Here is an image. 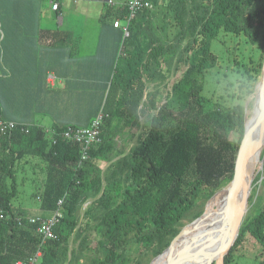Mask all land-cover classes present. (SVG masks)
<instances>
[{"label": "trees", "instance_id": "obj_1", "mask_svg": "<svg viewBox=\"0 0 264 264\" xmlns=\"http://www.w3.org/2000/svg\"><path fill=\"white\" fill-rule=\"evenodd\" d=\"M109 1L102 20L120 22L115 55L122 50L110 62L109 76H100L102 111L94 110L84 127L102 114V142L91 146L87 158L82 157L84 142L63 137L52 142L68 123L56 125L50 137L38 124L5 117L0 104V118L19 125L0 138V264L29 259L39 247L41 264H80L92 249L90 264H144L145 255L157 259L170 252L183 234L184 219L202 216L196 209L201 199L233 179L246 109L242 102L231 105L228 98L205 94L203 76L219 62L212 42L221 32L242 33L251 44L264 47V0H145L152 6L137 9L131 19L129 0ZM64 33V42L72 40V33ZM259 56L257 65L237 60L247 75L240 87L248 90L240 96L250 94L249 109L262 76L264 50ZM23 123L29 132L21 131ZM133 124L142 129L134 133L135 143L115 153L116 133ZM234 130L240 132L238 143L230 139ZM31 157L39 158L34 165L40 164L44 176L42 190L33 193L40 200L39 214L32 216L26 208L14 207L19 185L27 181L19 172L33 162ZM253 197L248 194V204ZM56 209L62 213L56 237L41 244L39 223L30 217L46 220ZM247 215L225 264H233L235 251L250 236L264 242V209ZM93 230L99 236L94 248ZM135 245L142 249L133 257ZM215 262L213 256L209 264Z\"/></svg>", "mask_w": 264, "mask_h": 264}, {"label": "rangeland", "instance_id": "obj_2", "mask_svg": "<svg viewBox=\"0 0 264 264\" xmlns=\"http://www.w3.org/2000/svg\"><path fill=\"white\" fill-rule=\"evenodd\" d=\"M84 2L86 1L81 2L80 6H82ZM45 4L47 5V2H45ZM64 6L65 4H63L60 8H63ZM67 7L68 6H65L63 8L65 9V20L61 25L59 24L61 28L71 29L75 32V34L78 33L81 35L82 33L83 36H81L85 41H94L96 39L94 34H96V32L98 33L101 28V22L95 20L99 10L91 7L88 10L91 14V18H88L85 23H81L76 20V16H79V10L76 8L77 4L71 3L70 6L68 8ZM71 15H73L75 20L71 18ZM67 20L69 21V24H67ZM10 23L20 24L21 22L11 21ZM30 28L31 27H27V30ZM27 30L22 25L20 27L11 28L9 22H6V19L3 20V29L0 28L1 105L4 108H13L16 111L17 115L24 113V102L31 100V97L28 96L27 92V90L29 89L28 81H30L31 79H27L26 77L31 76L34 71H43V68L46 67H49L50 69L59 67L62 72H67L68 78H64L60 82L56 80V85L54 87H51L50 85L48 86V88L56 90L51 91L50 89H48V93L53 96V100L52 98H50L49 102H52L46 103L42 107V110L44 111L43 118L48 122V120H53V118L60 116L63 117L65 116V114L67 117L70 115V119L76 120H84L86 117L91 116L93 111L99 109L102 104L101 99L104 87L100 85V75H98L97 84L93 83L92 81L90 83L76 82V76H73L72 68H70L71 65L68 64L72 63L73 59L76 60V55L82 61L84 57H88V55H94V53H96L99 48H90V46H84L80 49L74 48L75 53L73 57L66 56L65 53L62 54L61 58L58 57V59H56L53 57V55L49 54L50 52H53L51 51L52 48L47 51L49 53L46 52V48H31L33 45H35L34 38L39 35V32L31 35L27 32ZM80 38L81 37H79V39ZM76 40H78L77 37ZM261 45V42L251 44L248 41L247 37L242 33L236 34L221 32L219 38L213 40L212 42V50L220 57L219 62L217 66L213 68V70L205 73V75L203 76L205 83V94H214L216 98H228L230 100L228 101L231 105L237 104L239 102H242L244 104L246 109L245 123L250 119L253 108L249 109V104L251 103V97L249 96L250 94L247 95L245 93L246 95L243 98L240 96V94L242 95L243 91L248 90V88L243 90V88L240 87L242 81H247V75H243V67L237 64V60H239L241 63L246 62L249 65H257L258 61L261 59L259 54L261 53V50H264V47L262 48ZM95 46L96 44H94V47ZM121 50L122 49L120 48L115 56H117L121 52ZM250 82L253 83V79L250 80ZM260 82L261 79H258L255 85V90H257ZM35 84H37V82H35ZM93 88H95L94 93ZM24 91L25 94L22 96L21 94ZM254 103L255 101L252 103L253 106ZM31 104H34L33 100H31ZM101 111L102 107L99 109V113H101ZM32 113L34 115H38L41 112H39L36 109V106L33 105ZM11 114L14 115V113ZM141 130V125L139 126L134 124L132 125L131 129H119L114 140L115 147L117 149V152L115 153L124 150L128 151L129 148L135 143L134 133ZM239 138V130H234L231 132L230 139L233 143H238ZM31 159L33 160V162L25 165L24 171L19 172V178H25V180L27 181L24 184L20 183V193L18 197L14 199V207L16 209L26 208L25 211L30 216L39 214L40 200L36 198V196H33V193L38 192V190H42L39 180L40 178L44 177L42 176V172L39 169L40 164L38 166L34 165L39 161V158L31 157ZM263 162H260L257 165L258 167L256 166L258 170L256 171L255 176L253 175V173L250 176L251 180L249 182L248 194H250V196L254 194V197L251 202L249 201V204L247 203L246 198L245 209L238 221L239 226L247 214V217H253L260 213L262 209H264V180L262 181V179H264ZM100 164L102 168H106L108 165V163L105 161H100ZM257 177H259V179H257ZM230 183L231 182H225L221 189H225L229 186ZM220 190H218L212 197H214ZM212 197H210L209 199L203 197L196 209H200L204 213L206 206ZM196 218L193 219V217L189 215V217L187 216V218L184 219V223L181 227L183 233L191 224L199 219ZM217 220L218 216L212 218L210 226L212 227ZM221 220L222 218L220 219V221ZM219 224L221 225V222ZM219 224L217 225V227L214 226L212 236H216L218 234V228H220ZM198 231L199 230H196L194 232L191 231L189 234H192L193 232V234L195 235L198 233ZM250 237L251 238L247 239L243 243V245H241L239 249L235 251V261L233 262V264H264V242L259 238L256 239V237ZM98 238L99 236L97 231L93 230L91 247L94 248ZM180 239L176 241L175 245L180 242ZM75 245L77 246V243L74 244V246ZM141 249L142 248L140 247V245H135L134 248L132 247V249H130V254L133 257L137 256ZM216 249L217 244H215V240H212L209 243L208 247L204 250L205 252L203 251L204 258L201 264H209L213 256L216 260ZM199 252L200 247H190L181 255L166 264H198ZM94 255V249L87 251L80 260V264H90V260ZM156 257L157 256H153L152 254L145 255L143 258V262L144 264H151V262Z\"/></svg>", "mask_w": 264, "mask_h": 264}, {"label": "crops", "instance_id": "obj_3", "mask_svg": "<svg viewBox=\"0 0 264 264\" xmlns=\"http://www.w3.org/2000/svg\"><path fill=\"white\" fill-rule=\"evenodd\" d=\"M83 1L86 2L80 6ZM112 1L116 2L117 0ZM45 2H47V5ZM106 2L107 0H63L61 3V6L65 4V6L68 7L71 3L77 4L76 8L79 10V16H76V20L81 23H85L88 18H91V14L88 11L91 7L99 10L95 20L101 22V28L98 33L96 32V34H94L96 37L94 41L83 40L81 32L82 36L78 33L75 34L71 29L61 28L60 25L65 20V9H63L65 6L61 8L60 11L56 12L52 8L51 0H0V28L3 29L4 19H6V22H9L11 28L20 27L22 25L27 30V27H31L27 30L29 34L34 35L36 32H39V35L34 38L35 45L31 48H46V52L52 48L51 51L53 52L47 53L53 55L56 59H58V57L61 58L62 54L65 53L66 56L73 57L75 53L74 48L80 49L84 46L99 48L94 55H88V57H84L82 61L76 55V60L73 59V62L68 64L71 65L70 68H72L73 76H76V82L90 83L92 81L97 84L98 75L109 76L108 70L111 67L109 66L110 62L114 60L115 53L120 45V32L117 30L118 27L114 26V22L112 23V20L110 19H107L106 21L102 20ZM71 18L74 19L73 15H71ZM11 21L21 23L12 24L10 23ZM67 24H69L68 20ZM64 32L72 33V40L64 42L67 39H64ZM76 37L78 40H76ZM79 37L82 39H79ZM94 44H96L95 47ZM26 78L31 79L28 81L29 89L27 92L28 96L31 97V100L34 101V104H31V100L25 101L23 106L24 113L19 115H17L13 108L3 107L5 117L20 122H33L45 128V131L53 129L56 125L66 123L69 125L76 123V125L80 127L87 126L90 123L91 116L86 117L84 120H76L70 119V115L67 117L65 114L63 117H56L53 118V120H48V122L43 118L44 111L42 110V107L46 103L52 102H49L50 98L53 100V96L48 93V86L50 85L51 87H54L56 85V80L60 82L62 79L68 78L67 72H62L59 67L54 69L46 67L43 68V71H34L31 76H27ZM35 82H37V84H35ZM94 91L95 89L93 92ZM24 94L25 91L21 95L23 96ZM33 105H35L36 109L41 112L40 114L34 115L32 113ZM11 113H14V115Z\"/></svg>", "mask_w": 264, "mask_h": 264}, {"label": "bare ground", "instance_id": "obj_4", "mask_svg": "<svg viewBox=\"0 0 264 264\" xmlns=\"http://www.w3.org/2000/svg\"><path fill=\"white\" fill-rule=\"evenodd\" d=\"M0 120H4V119L0 118ZM249 122H250V119L247 121V123L249 124ZM23 125L25 126V129L22 128ZM89 127L75 128L72 125H69L68 128L66 130H64L61 135L55 133L54 129L47 130L46 132H47V134L49 133L50 137H51V133L52 134L55 133L57 135L55 138L51 137V140H52V142L54 144L56 143V140L59 137H63V138H65L66 140H68L70 142L76 143L77 142L76 141V131L77 130H84V129H87ZM20 129H21V131H24V132H29L30 131L29 127L26 124H24V123L21 124ZM12 131L13 130H10V131H8L6 133L0 134V138L2 136H6L8 134H11ZM68 131H71L70 134L72 136L67 137V136L64 135L65 132H68ZM100 136H101V133H100ZM81 142L85 143L84 140L81 141ZM101 142H102V137H101ZM85 145H86V143L84 144L83 154H84V151H85ZM90 148H91V146L86 150V154L87 155L85 157H83V155H82L83 158H87L88 157V150ZM263 150H264V133H263V139L261 140V143L258 146V148L256 149V151L252 155H248L247 156V157H249L248 158L249 164L247 166L248 173H247V176L245 177V179L243 180L242 185L239 188L240 197H241L240 209H242V210L244 208L242 206L246 202L247 194H248V191H249V182L251 180L250 176L254 172V169L256 168V166L260 163V160L264 159V156L263 157L261 156ZM230 186H231V183L229 184L228 187H226L225 189H221L214 197H212L211 200H209L203 215L197 221H195L193 224H191L184 231V233L181 236L180 242L178 244H176L174 246V248L170 252L165 253L163 256L155 259L151 264H166V263L172 261L173 259H175L176 257H178L179 255H181L188 248L196 247V246L200 247V252H199V255H198L199 256L198 264H201V262H203L202 260L204 258V252H205L204 250L208 247L209 243L212 240H215V244H217V249H216V253H215L216 254V259H217V257L224 252V249H223L224 248V243L227 242L231 229L235 228L234 225L236 224L237 219L238 220L240 219L241 214H242L241 210L238 209L237 207H236L237 208V213H233V197L231 195L228 196V194H227V191L229 190ZM58 204L61 205L62 204V200L59 201ZM216 216H218V220L211 227L210 223L212 221V218H214ZM0 217L2 218L3 215H0ZM54 217L57 218V221H55V223L53 225V232L55 234L54 227L59 222L60 218L62 217V213L60 212L59 209H56L55 212L52 214V216L48 217L46 220H50V219H52ZM221 218H222V220L220 221ZM30 219L34 223H39V226L37 227L36 230H37V233L40 236L41 244H44L49 239H53V238L56 237V234H55V237L47 238V239L44 240L43 234L39 231V228H40L42 222L46 221V220H44V219L42 220V219H40L39 217H36V216L35 217H30ZM33 219L35 221H33ZM220 222H221V225L219 224ZM218 224L220 226V228H218V234L217 235L215 234L216 236H212V232H213L214 226L217 227ZM196 230H199V231H198L197 234L194 235L193 232L196 231ZM191 231H193L192 234H189ZM39 250L41 251V256L39 258V260L41 262L42 257H43L42 248L39 247L38 250L35 252V254ZM26 260H28V259H26ZM19 261H22V260H19Z\"/></svg>", "mask_w": 264, "mask_h": 264}, {"label": "water", "instance_id": "obj_5", "mask_svg": "<svg viewBox=\"0 0 264 264\" xmlns=\"http://www.w3.org/2000/svg\"><path fill=\"white\" fill-rule=\"evenodd\" d=\"M264 133V62L262 66V78L261 82L258 85L255 103L253 106V111L250 117L249 124L245 123V132L242 140V146L239 150L236 164H235V171L234 176L231 181V186L227 191L228 196L233 197V213H237V208L240 209V192L239 188L242 185L243 180L247 176L248 169L247 166L249 164V160L247 157L248 155H252L263 139ZM251 157V156H250ZM263 162V159L260 160ZM239 192V193H238ZM237 207V208H236ZM244 207L241 212L245 209V204L242 206ZM239 220L237 219L236 224L234 225L235 228H232L227 242L224 243V252L219 255L216 259L215 264H225V255L228 254L231 247L235 243V240L239 234Z\"/></svg>", "mask_w": 264, "mask_h": 264}, {"label": "built area", "instance_id": "obj_6", "mask_svg": "<svg viewBox=\"0 0 264 264\" xmlns=\"http://www.w3.org/2000/svg\"><path fill=\"white\" fill-rule=\"evenodd\" d=\"M51 2H52V8L54 10L60 9L62 0H51ZM109 2H110V4L111 3L113 4L112 0H110ZM126 3L129 5L130 12H131L129 19H131L134 16V13L137 9L142 8V7H146V6H150V7L152 6L150 2L145 1V0H129ZM115 25L119 26L120 22L116 21ZM124 28L126 30V35H128L127 27H124ZM101 121H102V115L100 114L98 117H96L93 120V122L89 128L76 131V141L81 142L84 140L86 143L83 157H85L87 155L86 150L90 146L97 145L101 142V136H100ZM17 126H19V125L13 121L0 120V134L6 133L10 130H13ZM22 128L25 129V126L23 125ZM70 132L71 131L65 132L64 135L67 137H70V136H72L70 134ZM33 221H35V220L33 219ZM55 221H57L56 217L42 222V224L39 228V231L43 234L44 240L47 238L55 237V234L53 232V225H54ZM40 256H41V251L39 250L33 257L29 258L28 260L19 261L17 264H41L40 260H39Z\"/></svg>", "mask_w": 264, "mask_h": 264}, {"label": "clouds", "instance_id": "obj_7", "mask_svg": "<svg viewBox=\"0 0 264 264\" xmlns=\"http://www.w3.org/2000/svg\"><path fill=\"white\" fill-rule=\"evenodd\" d=\"M116 26V25H115Z\"/></svg>", "mask_w": 264, "mask_h": 264}]
</instances>
